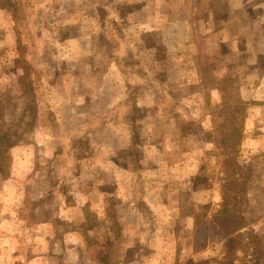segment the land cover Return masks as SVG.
<instances>
[{
	"label": "rangeland",
	"instance_id": "rangeland-1",
	"mask_svg": "<svg viewBox=\"0 0 264 264\" xmlns=\"http://www.w3.org/2000/svg\"><path fill=\"white\" fill-rule=\"evenodd\" d=\"M146 1L147 8L157 5L159 11L140 8L143 0H0V124L12 145L9 178L0 176V264H103L107 255L113 260L121 241L107 239L101 222L107 218L113 234L120 228L112 221L114 202L96 210L99 215L83 205L93 177L112 176L101 170L102 164L128 168L131 177L121 175L125 184L133 180L132 172L139 175L135 194L134 187L130 190L134 197L144 185L159 189L163 205L151 208L139 201L132 215L122 208L124 224L138 222L149 236L162 229L175 231L178 239L171 242L176 264L199 257L202 248L218 252L220 232L207 230L205 222L221 202L218 179L224 172L211 155L204 100L190 89L196 86V77L189 60L201 51V26L192 25L186 7L178 22H170L168 7L173 2L176 8L182 0ZM259 8L252 14L257 15ZM18 18L17 35L8 37V26ZM72 24L82 26L84 34L94 25H106L107 34L111 30L112 37L121 40L118 46L112 37L99 40L112 57L105 68L108 94L86 95L84 105L76 108L63 100L73 98L77 89L89 91L97 82L85 71L86 64L77 66L70 59L75 51L70 42L58 45L63 36H74ZM44 51L50 57H42ZM141 57L144 66L138 61ZM263 65L260 56L259 66ZM67 70L71 73L63 76ZM137 74L140 78L144 74L146 88L153 92H139ZM82 81L90 82L82 87ZM231 91L227 86L226 93ZM251 91L254 99L245 112L243 137L230 154L236 155L240 170L249 173L240 174L245 176V192L237 201L246 205L252 229L264 234V81ZM210 93L214 96L210 103H215L218 93ZM98 106L123 108L129 114L127 125L102 122ZM238 122L236 118L235 128ZM229 173H234L233 166ZM185 218L196 225L191 227ZM204 234L208 239L202 245ZM10 235L14 237L5 245ZM254 255L258 258L264 252Z\"/></svg>",
	"mask_w": 264,
	"mask_h": 264
},
{
	"label": "crops",
	"instance_id": "crops-1",
	"mask_svg": "<svg viewBox=\"0 0 264 264\" xmlns=\"http://www.w3.org/2000/svg\"><path fill=\"white\" fill-rule=\"evenodd\" d=\"M176 1L177 0H175V2ZM182 1L183 3L178 4L176 8H174L175 4L173 2H171V6L168 7L170 12V22H178V16L180 14L185 15L183 10L186 7L185 11L190 13L191 17L193 16V18L190 17L189 19V21L192 22V25L198 23V25L201 26V34L204 36V53L217 60L216 76L218 78L228 76L229 78L237 79L239 83V97L243 100H253L254 94H252L251 87L258 86L259 83L264 81V65L263 67L259 66V57H264V0H197V7L194 5L196 0ZM187 1L189 2V5H186L188 3ZM153 3L159 2L154 0L152 4ZM147 4V1L143 0L140 8L145 10L147 8ZM257 7H260L258 9L260 12L257 13L260 17L252 14L253 9H256ZM150 8L151 7L149 5L147 8L148 12L159 11V7L157 5L152 6V10H150ZM198 13L203 14L204 17L202 20H197L196 17H194ZM35 25L39 27L42 24ZM72 25L76 28L74 36H63L58 41V45L70 42V46H72L75 50L73 52V58L70 59L77 62V66L78 62L80 64H86L84 67L85 71L95 77V81L97 82V86L90 88L89 91H80L77 89V92H75L76 96L74 95L71 99L65 98L63 100L67 105L74 103L71 107L76 108L84 105V102L87 100L86 95L91 96L93 94L95 96H100V94H108L106 82L104 81L107 75V70H105V68H107L112 61V57L110 52L109 54H106L107 50L103 44L99 42V40L106 41L114 34L111 30L110 34H107L106 25L101 27L99 25H94L88 34L83 33L82 26H79L78 24ZM8 28V37L13 35L15 38L17 31L19 30L18 24H13V22H11V25L8 26ZM105 33L108 36H106ZM96 37L98 38L95 39ZM1 40L2 39H0V41ZM9 40L12 42V39ZM113 40L117 46L121 43V40L116 35ZM4 43H6V41ZM42 55V57L45 58L50 57L48 52L45 51L42 52ZM242 56L243 58H241ZM138 61L142 63L143 66L145 65L142 57L138 58ZM189 62L190 68L197 80L194 58H190ZM100 66H103L104 70H99ZM67 72L71 73L67 70L64 72L63 76H65V73ZM137 76L140 79V82L137 84L139 92L141 89L145 91V93L142 94L154 91V89H149L150 87L146 88L144 74V77L142 76L141 78L138 74ZM248 80L251 83H246ZM89 82L87 83V81H82V87H86ZM245 91H249L251 94L244 93ZM215 94L217 93L215 92ZM211 97L214 96L211 95ZM136 100L139 101V98L136 97ZM97 108L98 109L96 110L99 112L102 122L112 120L113 123L117 122L119 125H127L129 114L123 111V108L122 110L119 108L117 111L112 110V108H108V106L106 108L104 106H98ZM145 139L146 138H143V140ZM124 143L127 147H130L129 138H125ZM184 155L187 156L189 153L185 152ZM128 158L129 156L127 159ZM189 160H191V158ZM106 165L107 164H102L101 170L104 169L111 174V178L104 180V178L93 177L94 180L90 184L88 190L89 193L85 194L86 200L83 204L92 206L93 209H95V214L99 215L100 213H97L96 210L105 208L104 206H106L107 201L112 200L114 202H112L113 205L111 207L113 211L112 217L114 218L112 221L115 222L118 227L120 226V228H118L117 232L113 234L108 228V219L104 218L101 222L104 224L102 226L103 235L109 240L114 238L116 240H120L121 243H119V250L114 256V259H107V255L104 260L105 263L103 264H176L175 261L177 258V251L171 242L173 239H178L175 231H172L171 229H162V231L153 233L149 236L147 232L141 228L142 225L138 222L133 223L131 220L128 225L124 224L126 223L127 218H125L126 214H123L122 208L128 210V212L132 215L136 212V208L138 206L137 203L139 201H143V205L145 207H161L163 203H161L158 198L160 193L159 189H156L155 187L153 189H146L144 185L139 196L134 197L130 194V190L134 187L133 194H135L136 187L134 183L136 179H138V182L140 181L138 177L139 175L132 172L134 175L133 180H130L125 184V179H121V175L125 172V176L131 177L130 170L128 168H122L121 165L118 166L117 164H115L113 169L107 167ZM159 168L162 167L159 166ZM173 168L178 170L177 164L173 165ZM172 172L175 171H171V173H169L170 177L174 175ZM95 173L96 176L99 175L96 170ZM9 176H11V173ZM7 177L8 175L4 179ZM117 201L118 203H116ZM193 220L194 219L191 221L189 218H185V221H189L191 223L190 226L193 224ZM0 234H2L1 231ZM12 237L14 236H7L8 240L5 241V245H9L8 242L11 241ZM142 243L143 245H141ZM105 253L106 252H103L104 255ZM211 254L212 253L207 247L202 248L199 252V257H194H198L197 260H199L206 258V256ZM194 257L191 259L195 260L196 258Z\"/></svg>",
	"mask_w": 264,
	"mask_h": 264
},
{
	"label": "trees",
	"instance_id": "trees-1",
	"mask_svg": "<svg viewBox=\"0 0 264 264\" xmlns=\"http://www.w3.org/2000/svg\"><path fill=\"white\" fill-rule=\"evenodd\" d=\"M194 3L197 7V0ZM20 23L21 19L18 18L16 24L20 26ZM203 38L202 35V40ZM202 40L201 51L199 49V52L192 57L194 58L197 80L196 86L190 89L193 93L199 92L202 100H204L203 113L209 123V136L213 146L211 155L219 162L221 170L224 172V177L218 179L221 182L219 184L221 202L217 205V209L212 212L210 220L205 222L208 224L207 230L216 229L220 232L221 237L216 243L218 245L216 254L211 251L213 249L209 248V251L213 252L214 255L211 254L199 260H184L181 264H264V255L258 258L254 255L255 252H264V234H258L252 229L250 226L253 223L251 216L249 220L248 216H245L246 205L237 201L238 197L241 198V194L245 192L243 182L246 181L245 176L249 177V173L244 174L240 170L241 166L235 160L236 155L230 154V149L238 148L241 143L244 133L245 112L247 107L253 103L239 97L237 79L228 76L224 78L216 76L217 60L204 53ZM210 64L212 67L209 68ZM227 86L228 88L231 87V93H226ZM211 91L218 93L215 103H210ZM236 118L239 120L238 128L234 126ZM232 132L236 139L231 138ZM8 138L6 130L0 124V176L7 175L11 163L9 149L12 145ZM232 166L234 173L227 174V169ZM242 173L245 175L243 178L241 177ZM237 186L239 187L236 188ZM226 192L230 193L231 196L228 197ZM205 224L203 223L202 227ZM207 239L208 237L204 234L202 245H205Z\"/></svg>",
	"mask_w": 264,
	"mask_h": 264
}]
</instances>
